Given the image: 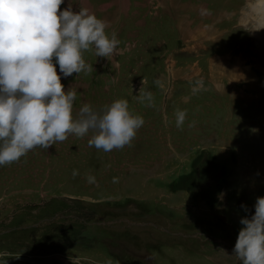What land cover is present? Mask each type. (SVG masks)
Returning a JSON list of instances; mask_svg holds the SVG:
<instances>
[{"label":"rangeland","instance_id":"rangeland-1","mask_svg":"<svg viewBox=\"0 0 264 264\" xmlns=\"http://www.w3.org/2000/svg\"><path fill=\"white\" fill-rule=\"evenodd\" d=\"M100 1L84 0L110 22L118 51L106 58L86 50L93 68L61 75V83L77 90L74 115L82 103L99 110L126 98L144 124L122 148L105 152L89 146L91 133L69 134L0 166V258L241 264L233 253L239 220L264 196L261 0H193L191 12L178 14L169 0L168 8L163 0ZM68 4L85 7L64 0L60 8ZM200 27L220 32L215 40L191 38ZM198 79L203 86L193 93ZM144 90L153 93L151 104L136 98ZM176 109L187 110L179 128Z\"/></svg>","mask_w":264,"mask_h":264},{"label":"clouds","instance_id":"clouds-1","mask_svg":"<svg viewBox=\"0 0 264 264\" xmlns=\"http://www.w3.org/2000/svg\"><path fill=\"white\" fill-rule=\"evenodd\" d=\"M64 0H0V166L19 160L36 146L47 148L69 134L91 133L89 146L105 152L131 144L144 124L133 114L126 98H118L101 109L82 103L74 115L75 88L65 90L61 75L90 71L86 50L96 57H113L120 41L106 29L109 21L98 18L87 7L63 9ZM201 15L208 13L203 5ZM59 67V74L57 66ZM203 86L195 81L192 92ZM151 104L153 93L136 97ZM186 109L175 110L179 128ZM191 126V125H190ZM75 174V173H74ZM225 193L221 192L222 199ZM251 216H242V227L233 247L241 264H264V196H258ZM245 212L248 207L241 204ZM5 253H0L3 257ZM0 264H7L0 258Z\"/></svg>","mask_w":264,"mask_h":264},{"label":"bare ground","instance_id":"bare-ground-1","mask_svg":"<svg viewBox=\"0 0 264 264\" xmlns=\"http://www.w3.org/2000/svg\"><path fill=\"white\" fill-rule=\"evenodd\" d=\"M118 0H103V1H100V2H104V4H102V5H108V4H112V3H116ZM140 1V0H139ZM150 1V0H149ZM154 1V0H153ZM165 1H167V0H163L162 2V6H163V4H164V6L166 7V8H168L166 5H165ZM170 1V4L169 5H171L172 6V9L174 8V12H176L177 14H178V10H185V13H186V11H190L191 12V10L190 9H192V6H190V2H192L193 3V0H183L184 1V3H181L179 0H169ZM182 1V0H181ZM125 2L129 5V4H131V3H134L135 5L137 4V2L138 1H136V0H125ZM161 2V1H160ZM168 2V1H167ZM69 3V2H68ZM82 3L85 5V7H87L88 8V6H90V7H92L91 5H88L87 3H85L84 2V0H82ZM93 3H96V4H98V2L97 1H94ZM146 3V2H145ZM153 3V2H152ZM161 4V3H160ZM259 6H260V8H259V11H260V9H262V7H264V0H261L260 2H259ZM153 5V4H152ZM168 5V6H169ZM97 6V5H96ZM149 6V5H148ZM158 6V5H157ZM187 6H189V8L186 10V7ZM82 7H84V6H82ZM102 7V6H101ZM105 8V7H104ZM137 9V8H136ZM139 9V8H138ZM255 9H257V8H255ZM100 10V9H99ZM150 10V9H149ZM140 11V10H139ZM152 11V10H151ZM97 12V11H96ZM117 12H118V10H117ZM128 12V11H127ZM160 12V11H159ZM158 12V13H159ZM182 12V11H181ZM249 12V11H248ZM251 12V11H250ZM100 13V12H99ZM132 13V12H131ZM146 13V12H145ZM246 13V12H245ZM97 14V13H96ZM107 14V13H106ZM99 15V14H98ZM151 15V14H150ZM157 15V14H156ZM164 15V14H163ZM101 16V15H100ZM133 16V15H132ZM132 16H130L129 17V20H130V18H133ZM242 16H245V15H242ZM144 17V16H143ZM152 17V16H151ZM208 17L210 18V16L208 15ZM183 18V17H182ZM191 18V17H190ZM207 18V17H206ZM244 18V17H243ZM255 18V17H254ZM251 19V18H250ZM174 20V19H173ZM182 20V19H181ZM184 20V19H183ZM186 20V19H185ZM244 20V19H243ZM119 21V20H118ZM134 21V20H133ZM179 21V20H178ZM247 21V20H246ZM135 22V21H134ZM250 22V21H249ZM178 23V22H177ZM185 23V22H184ZM188 23V22H187ZM222 23V22H221ZM132 26V25H131ZM131 26H129V27H131ZM260 26H261V28L260 29H263L262 31H260V32H258V36H257V39H258V42H259V47H260V50H261V54L264 56V23H260ZM181 27V26H180ZM185 27V26H184ZM133 28H134V25H133ZM258 28V27H257ZM206 29V30H205ZM132 30V29H131ZM135 30V29H134ZM254 30H256V29H254ZM194 31L195 32H193L192 33V31L190 32L189 31V35H191V38L192 37H196V36H204V37H211L212 38V40H215L212 36L213 35H215V34H217L218 32H220V31H217V32H213V33H208V31H207V28H202V27H200L199 29L198 28H194ZM241 31H243V29H241ZM132 33H133V30H132ZM187 33V32H186ZM254 33V32H253ZM220 36H221V38H223V35L222 34H220ZM219 37V36H218ZM254 37V36H253ZM188 38V37H187ZM188 39H190V38H188ZM251 39V38H250ZM222 40V39H221ZM253 42V41H252ZM213 43V42H212ZM221 43V42H220ZM223 43V42H222ZM221 43V44H222ZM215 44V43H214ZM215 46V45H214ZM218 46V45H217ZM222 46V45H221ZM223 47H224V45H223ZM205 52V51H204ZM212 52V51H211ZM220 52V51H219ZM206 53V52H205ZM208 53V52H207ZM262 56V57H263ZM264 58V57H263ZM211 61H214V62H212V65L214 66V64H215V66H216V60H215V58H212L211 59ZM210 64V63H209ZM255 67V66H254ZM251 69V68H250ZM264 69V68H263ZM255 73H253V75H254ZM240 76V75H239ZM239 78V77H238ZM237 79V78H236ZM240 80V79H239ZM251 80V79H250ZM239 85V84H238ZM254 85V84H253ZM246 88V87H245ZM220 258V257H219ZM57 259V258H56ZM61 259V258H60ZM59 260V259H58ZM58 262H61V261H58ZM65 264V263H64Z\"/></svg>","mask_w":264,"mask_h":264},{"label":"water","instance_id":"water-1","mask_svg":"<svg viewBox=\"0 0 264 264\" xmlns=\"http://www.w3.org/2000/svg\"><path fill=\"white\" fill-rule=\"evenodd\" d=\"M54 261H60L56 258H45V259H31V258H26V257H17V258H13V259H10V260H6V262L8 264L10 263H15V262H23L25 264H43V263H51V262H54ZM60 264H64L61 262H59Z\"/></svg>","mask_w":264,"mask_h":264},{"label":"flooded vegetation","instance_id":"flooded-vegetation-1","mask_svg":"<svg viewBox=\"0 0 264 264\" xmlns=\"http://www.w3.org/2000/svg\"><path fill=\"white\" fill-rule=\"evenodd\" d=\"M58 259V258H57ZM60 260V259H59ZM57 262V261H56ZM62 263H64V261L62 262ZM57 264H60L59 262L57 263Z\"/></svg>","mask_w":264,"mask_h":264}]
</instances>
